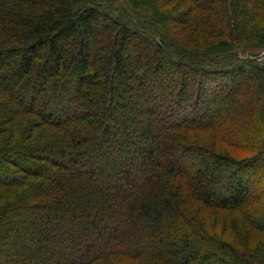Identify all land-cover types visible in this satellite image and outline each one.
<instances>
[{"label": "trees", "instance_id": "16d2710c", "mask_svg": "<svg viewBox=\"0 0 264 264\" xmlns=\"http://www.w3.org/2000/svg\"><path fill=\"white\" fill-rule=\"evenodd\" d=\"M263 50L264 0H0V264H264Z\"/></svg>", "mask_w": 264, "mask_h": 264}, {"label": "rangeland", "instance_id": "374dc122", "mask_svg": "<svg viewBox=\"0 0 264 264\" xmlns=\"http://www.w3.org/2000/svg\"><path fill=\"white\" fill-rule=\"evenodd\" d=\"M260 52L258 53V56H259V58H261V61L264 63V54H263L264 50L261 52V56H260ZM256 54H257V52H256ZM244 83L250 84V83H252V79L247 78L244 80ZM216 149H218V150H221V149L224 150L225 149V151H227L228 153L231 154V152H230L231 150L229 151L227 148H223V146H220V147L217 146ZM252 178H254V180L252 182V187L255 188L254 193L253 192L252 193L258 194L261 192V189H262V187L260 186L261 183L259 182L258 174L253 175ZM193 208H196V206H193ZM204 218H209L212 221V224H211V221L209 223H206L204 221ZM199 219H200V221H202V223H204V225L209 227L210 230H212V232L218 234V236H220V237L227 238L231 241H234L235 238L242 235V233L244 234V232H245L244 229L247 227L245 219L240 214H238V212H235V211H217L216 209H212V212H210V211L209 212H206V211L200 212ZM218 219H219L220 224L215 226L216 221ZM233 220L238 224L237 227L240 229L239 233L236 232V226H234V228L231 230H230V226H228V229H225V227H224V223L227 224V221L232 222ZM262 238H264V233L262 235H259V237H257L255 240H259Z\"/></svg>", "mask_w": 264, "mask_h": 264}]
</instances>
